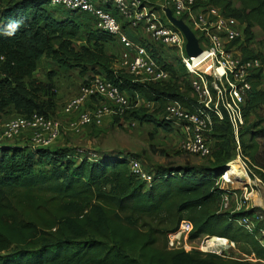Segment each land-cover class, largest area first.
Segmentation results:
<instances>
[{
	"label": "trees",
	"instance_id": "trees-1",
	"mask_svg": "<svg viewBox=\"0 0 264 264\" xmlns=\"http://www.w3.org/2000/svg\"><path fill=\"white\" fill-rule=\"evenodd\" d=\"M49 1L7 0L0 8V112L11 108L18 117L36 113L51 119L48 112L55 97L51 84L45 86L49 98L44 103L24 82L43 57L63 67L78 68L82 74L90 68L121 92L132 93L156 107L148 114L135 106L136 100L130 102L128 98L130 108L113 115L116 123L132 119L170 132L174 121L165 119L168 103L179 102L189 111L198 106L178 60L168 63L161 52L154 50V57L164 64L170 78L137 83L123 69L113 68L116 59L103 47L115 41L113 36L90 25L81 30L76 20L84 15L81 13L65 10L75 18L52 16L46 10ZM103 1L98 0L99 6L110 9V3ZM197 2L219 7L225 15L245 23L248 45L254 40L255 27L264 41V0ZM234 2L239 6L234 7ZM13 21H20V27L8 35ZM81 35L85 45L77 50L74 44ZM244 51L245 58H259L264 65L263 53ZM260 73L255 75L246 98L239 149L230 126L225 121L215 122L205 135L208 144V137L213 141L208 164L158 166L148 173L152 175L150 184L130 171V154L100 151L92 158L76 155L71 148L33 149L29 144L0 143V264H247L196 250H169L167 234L174 232L182 220H188L193 224L190 240L204 235L234 238L235 223L257 215L255 208L221 213L222 196L233 193L220 189L215 182L223 174L224 165L239 152L264 185V144L258 142L264 140V78ZM160 113L163 120L158 119ZM254 115L256 122L249 123ZM171 212L178 220L166 233L163 250L158 246L159 234L141 230L136 222L140 216ZM259 229H264V220L256 222L253 234H246L254 240L257 254L264 257V247L256 238Z\"/></svg>",
	"mask_w": 264,
	"mask_h": 264
},
{
	"label": "built area",
	"instance_id": "built-area-1",
	"mask_svg": "<svg viewBox=\"0 0 264 264\" xmlns=\"http://www.w3.org/2000/svg\"><path fill=\"white\" fill-rule=\"evenodd\" d=\"M107 1L111 6L107 10L93 0H50L49 6L87 15L94 29L113 36L125 52L121 69L132 75L137 83L168 81L170 73L153 54L154 50L160 52L157 48L172 50L189 77L190 88L198 104L193 111L185 109L179 102H170L165 108V119L179 123L181 127L184 137L182 151L199 158L208 157L211 147L205 135L211 132L215 122L223 121L230 126L239 149L238 134L244 126L246 98L256 80L255 75L261 72V77L264 73L261 59L245 58L244 49L252 50V45L245 41V23L225 15L219 7L199 4L197 0H163L159 7L148 0H104L102 3ZM166 11L172 18L181 20L195 35L201 50L197 56L187 55L186 39L181 30L171 23ZM139 29L143 30V35L134 38L127 35L128 30L137 32ZM104 102L112 106H106ZM87 103L91 106L87 107ZM129 108L124 92L103 76L92 74L80 88L79 95L65 105L63 112L65 115L76 113L67 130L79 133L87 126L99 127L106 117L121 115ZM0 130L1 139L24 137L29 146L36 149L51 146L59 138L62 125L34 113L30 117L11 119ZM128 167L140 180L151 183L152 175L144 172L136 159L131 158ZM240 167L248 178L246 162L242 161ZM225 175L226 172H223L215 182L222 190H227L236 179ZM255 181L261 183L257 178ZM229 201L230 197L223 195L221 209L238 212L248 200L244 196L235 210L230 208ZM245 208L247 210L248 207ZM257 221L262 220L255 215L254 219L241 218L238 224L247 233L253 234ZM192 230L193 224L182 220L177 229L167 235L169 250H196L222 255L230 244L227 239L213 237L207 238L199 248L191 247L188 241L193 243L197 240H190ZM257 236L264 247V229H259Z\"/></svg>",
	"mask_w": 264,
	"mask_h": 264
},
{
	"label": "rangeland",
	"instance_id": "rangeland-1",
	"mask_svg": "<svg viewBox=\"0 0 264 264\" xmlns=\"http://www.w3.org/2000/svg\"><path fill=\"white\" fill-rule=\"evenodd\" d=\"M93 1L95 3L98 2V0ZM148 1L158 7L163 3V0ZM202 1L205 2L206 0ZM6 2L7 0H0V8L3 7ZM233 5L234 7L239 6L236 2H234ZM46 10L49 14L58 19H64L65 17L75 18L71 13L63 9L47 7ZM76 20L81 23V30L88 28V25L92 26V20L89 19L87 15L77 17ZM253 33L255 37L253 38L254 40H252V43H250L252 49L257 53L264 54V41L261 31L255 27L253 28ZM143 34L144 32L141 29L137 32L127 31V35L130 38ZM74 45L77 50L85 45L83 35L78 38ZM103 47L107 55L112 56L117 60L113 68L121 69V59L125 54L122 47L116 41L106 42ZM157 49L164 56L166 62L173 64L177 62L173 51L163 48ZM94 73L95 71L92 70L91 72L89 68L85 74H82L78 68L63 67L55 63L49 57H43L38 62L36 70L32 76L24 80L26 86L32 91L34 89L40 101H43L44 103H47L49 98V95L45 92V86L47 84H51L52 86V91L55 94V97L52 99L53 106L48 113L51 114V119L62 125V131L59 138L50 146L51 149L71 148L76 155L89 156L92 158L97 156V153L100 151H119L123 154H130V158L136 159L140 164L141 169L146 173L154 171L158 166L163 167L167 165L183 164L198 166L206 165L210 162L211 158L209 157L199 158L197 156L188 155L182 151L184 137L181 133L179 123H173V130L169 132L159 128L155 124L139 123L132 119H120V121L116 123L113 116H109L105 118L99 127L87 126L82 128L79 133L68 131L67 127L69 122L75 120L77 115L76 113L65 115L63 112L64 107L69 101L79 95L80 88L87 83V80ZM186 78L189 80L188 76H186ZM263 78L264 73L262 74V80ZM126 95L130 102L136 100L138 107L145 109L146 113H154L156 109L155 106H148L138 96H132V93L130 94L128 92ZM104 104L106 106H112L111 103L108 102H104ZM90 106L91 103H87V107ZM6 109L8 110L0 112V127L11 119L18 117V114L13 109ZM258 115H261V112H258ZM157 116L159 117V120H163V113H160ZM256 119L255 115L251 116L249 118V123L256 122ZM208 140L212 148L213 141L210 137H208ZM258 142L262 145L264 144V140H258ZM0 143L3 145L21 146H26L28 144L24 137L13 140H3L0 138ZM242 161L245 160L240 156L239 152H237L233 156V159L224 165L225 167L228 166L227 169H235V172H233L236 178L235 182L227 187V191L233 193L232 196H230V208L235 210V208L241 203V200H244V196H246L248 201L245 207H248L247 210L254 208L258 209L257 215L260 217V220H264V185L255 181L257 175H255V172L250 168L249 164L247 167L251 170L253 176L250 171H248V178L241 175L240 171L243 169L240 165L242 164ZM224 172L226 171L224 170ZM240 177H244L245 179H239ZM245 207L241 210H246ZM219 209L221 213L228 212L221 208ZM177 220V214L174 212L162 213L154 217L140 216V218L137 219L136 226L141 230H155V233L159 234L158 246L164 250L166 249L165 235L169 230L176 226ZM239 226L238 223H235V232L233 233L234 238L227 239L230 244H227L228 246H226L222 255H216L224 256L225 259L230 258L235 261L245 262L247 264H264V257L259 256L255 250L256 245L254 240L251 236L246 234L244 229H240ZM207 237L208 236L205 235L201 236L193 243L188 241V244H190L191 247L199 248L203 242L205 243V240H208ZM210 238L213 237L209 236V239ZM256 238L259 241V236ZM167 249H169L168 242Z\"/></svg>",
	"mask_w": 264,
	"mask_h": 264
},
{
	"label": "water",
	"instance_id": "water-1",
	"mask_svg": "<svg viewBox=\"0 0 264 264\" xmlns=\"http://www.w3.org/2000/svg\"><path fill=\"white\" fill-rule=\"evenodd\" d=\"M167 17L171 21V23L179 28L181 32L183 33L185 39H186V46H185V51L187 55L189 56H197L201 50L198 46V40L196 39L195 35L190 31V29L181 21V20H176L171 17L170 12L166 11ZM228 166L224 170H226Z\"/></svg>",
	"mask_w": 264,
	"mask_h": 264
},
{
	"label": "clouds",
	"instance_id": "clouds-1",
	"mask_svg": "<svg viewBox=\"0 0 264 264\" xmlns=\"http://www.w3.org/2000/svg\"><path fill=\"white\" fill-rule=\"evenodd\" d=\"M21 22L20 21H13L9 23L8 31L6 34L12 35L15 33V31L20 27Z\"/></svg>",
	"mask_w": 264,
	"mask_h": 264
},
{
	"label": "bare ground",
	"instance_id": "bare-ground-1",
	"mask_svg": "<svg viewBox=\"0 0 264 264\" xmlns=\"http://www.w3.org/2000/svg\"><path fill=\"white\" fill-rule=\"evenodd\" d=\"M240 173H241V175L246 176L244 170H241ZM225 176H226L227 178H228V177H231L232 179L235 178V174H234L232 171H228V172L226 173Z\"/></svg>",
	"mask_w": 264,
	"mask_h": 264
}]
</instances>
